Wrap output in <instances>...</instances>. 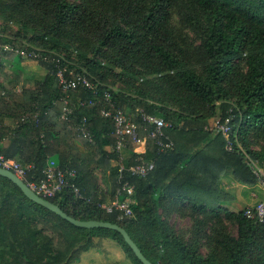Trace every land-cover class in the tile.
I'll list each match as a JSON object with an SVG mask.
<instances>
[{
	"label": "trees",
	"instance_id": "1",
	"mask_svg": "<svg viewBox=\"0 0 264 264\" xmlns=\"http://www.w3.org/2000/svg\"><path fill=\"white\" fill-rule=\"evenodd\" d=\"M0 16L21 24L16 29L0 23L2 44L40 54L33 59L0 49V154L34 163L37 177L51 158L76 171L70 186L46 199L77 219L123 226L154 264H264V222L248 217L245 208L225 206L233 198L222 183L228 170L240 183H259L244 150L264 167V146L250 147L252 132L264 139V0H0ZM176 17L200 40V69L179 43L185 37ZM67 28L95 32L92 56L79 52L72 59L59 52L57 39ZM117 47L140 61L139 73L165 79L164 98L145 90L134 96L109 84L112 70L97 58L109 59ZM8 57L10 67L4 65ZM25 58L47 69L43 79H25ZM56 58L98 82L97 95L82 86L67 92L73 109L68 120L62 118L67 93L56 76ZM106 90L147 139L143 157L155 168L145 177L126 171L119 179L115 122L102 114L110 107ZM141 110L169 123L164 131L174 142L171 150H158L148 136L154 125ZM229 112L233 150L222 133L207 128ZM6 117L13 123L6 124ZM84 120L93 142L78 129ZM136 145L125 141V166L136 164ZM123 181L134 186V214L120 218L99 204L108 202ZM172 214L189 217L190 230H178ZM96 239L115 240L133 264H144L119 231L76 226L0 174V264H74L87 250L102 248Z\"/></svg>",
	"mask_w": 264,
	"mask_h": 264
},
{
	"label": "built area",
	"instance_id": "2",
	"mask_svg": "<svg viewBox=\"0 0 264 264\" xmlns=\"http://www.w3.org/2000/svg\"><path fill=\"white\" fill-rule=\"evenodd\" d=\"M0 49L17 52L23 57L33 59H38L40 57V54L35 50L19 49L10 44H2L1 42ZM56 62V76L62 89L66 93L72 89H77L80 86L92 90L94 95L99 93L98 82L96 80H92V78L84 72H76L73 69H69L67 65L62 63L61 58H56ZM69 95L70 94L67 93L66 96L62 98L65 103L62 118L66 120H68L73 113V109L70 106L71 101ZM105 99L109 102L110 107H103L102 114L112 117L115 122L118 150L120 151L121 148L125 146L126 140H130L137 144L136 147L144 143L147 139L146 137L142 138L140 136V127L137 122H135L131 115L124 109L118 108L115 105L111 93L107 90L105 91ZM80 104H85V100L80 101ZM141 113L143 114L145 121L154 125V129L148 133V136L155 139L158 150L160 152L169 149L171 150L174 147V142L166 137L164 131V129L169 126V123L163 117L146 114L143 110H141ZM233 120L234 115L232 112H229L225 116H219L216 118L213 123L207 127L212 131L222 133L226 137V147L228 150H233L234 148V139L232 137L235 132ZM87 122V120H84L80 123L78 129H80L83 137L87 138L90 142H93V135L88 131ZM136 147L135 152L138 154V157L135 158L136 164L125 166L123 161H119L120 180H124L126 171L133 176L145 177L155 168V162L153 160H146L143 157L146 150L137 151ZM243 153L245 161L258 176L259 183L264 189V167L261 166L257 160L252 158L248 152L244 150ZM0 166L14 171L28 186L45 198L57 195L64 188L70 186L72 184L71 180L76 177L75 170H65L61 168L53 158L49 159L48 164L43 169L42 176L40 177H37V175L32 173L35 168L34 163H23L17 159L5 157L1 154ZM133 190V185L123 181L114 196L110 197L108 202L99 205L108 213L118 211L120 218L131 217L134 214L132 208L133 198L131 197ZM75 191L78 195H81L77 188H75ZM245 214L250 218H256L260 222H264V198L257 201L253 206L247 207L245 209Z\"/></svg>",
	"mask_w": 264,
	"mask_h": 264
},
{
	"label": "rangeland",
	"instance_id": "3",
	"mask_svg": "<svg viewBox=\"0 0 264 264\" xmlns=\"http://www.w3.org/2000/svg\"><path fill=\"white\" fill-rule=\"evenodd\" d=\"M0 23L1 25L9 23L16 29H19V27H21V24L11 20L8 21L5 16H0ZM175 25L176 27L181 28L184 33L185 38L179 41V43H181L182 47L187 50L189 62L193 66L200 69L202 54L199 47V38L196 37L194 32L187 28H184L182 22L180 21V17L176 19ZM22 31L24 32V30ZM65 31V34L61 33L60 37L57 39L58 42L62 45V50H59L61 54L70 56V58L72 57V59L77 58L79 52H82V54H87L88 56L93 55V49L97 48L95 47V32L88 30L84 32L75 31L69 28L65 29ZM33 33L34 31L32 30L27 31V37H31ZM176 39L177 37L175 36L174 40ZM25 40L29 41L28 38H25ZM102 49L104 50V52H106L109 50V47L102 46ZM124 49L125 47L121 49L117 47L116 50H110L109 59H104L102 58V56H99L97 58L112 70L109 71L110 73L108 74L109 84L112 85L116 90L122 89L134 96H141L140 91L145 90V93L147 94L155 92L153 94H157L160 97L164 98V96H166V93L161 92L160 90L164 88L162 86H164L165 79L158 80V78H155V75L139 73L142 71V64L134 56L132 57L128 54L125 55V52H122V50ZM98 50L100 51V49ZM24 62H27L26 64L31 67L30 73L32 75L31 78H33L31 79L32 82H34V78H44L47 73V69L41 67L38 61L25 58ZM146 79H148V81H146ZM219 115L220 114L218 113L217 116ZM215 119H213V121ZM250 140V147L254 150L259 151L264 146V139L258 138L257 135L253 132L250 136ZM120 154L121 156L119 157V161L126 162L129 151L123 150ZM117 162L118 161L116 160L114 161L115 164H117ZM109 186L110 184L108 185L107 189L109 188ZM252 190L257 194L255 197L250 193ZM242 192H245L246 194H244L245 197L244 199H242L241 204L238 205V207L241 209H246L249 206H253L257 201L264 198V189L260 183H257L255 185L247 184V187L244 188ZM170 222L174 224V226L178 228V230L183 232H187L188 230H190V227L192 225V221L189 217L182 216L180 214H172ZM232 230L235 231V227H232ZM95 242H101L102 248H91L87 250L80 256L79 259L75 261L74 264H133L131 260L126 257L123 249L115 240L104 239L103 241H99L98 239H96ZM203 251L205 252L206 249L203 248Z\"/></svg>",
	"mask_w": 264,
	"mask_h": 264
},
{
	"label": "water",
	"instance_id": "4",
	"mask_svg": "<svg viewBox=\"0 0 264 264\" xmlns=\"http://www.w3.org/2000/svg\"><path fill=\"white\" fill-rule=\"evenodd\" d=\"M0 174L3 176L8 177L11 179L14 183H16L22 191L33 201L45 206L46 208H49L50 210L56 212L63 218L67 219L71 223L75 224L76 226L80 227H105V228H111L119 231L125 238V240L128 242V244L131 246V248L134 250L137 257L144 263V264H154L152 261H150L142 252L140 247L137 245V243L132 239L128 231L121 225L117 223H113L111 221H104V220H81L77 219L73 216H70L67 214L62 208L55 204L54 202L46 199L45 197H42L37 192H35L30 186L26 184V182L20 178L14 171L3 168L0 166Z\"/></svg>",
	"mask_w": 264,
	"mask_h": 264
},
{
	"label": "crops",
	"instance_id": "5",
	"mask_svg": "<svg viewBox=\"0 0 264 264\" xmlns=\"http://www.w3.org/2000/svg\"><path fill=\"white\" fill-rule=\"evenodd\" d=\"M27 62H22V66L24 68V75H25V79H30V77H32L31 73H30V69L31 67L26 64ZM13 64V59L11 57H8V58H5L4 60V65L10 67L12 66ZM6 124H11L13 123V121L9 118V117H6L5 120ZM146 143H147V140L142 143L141 145L137 146L136 147V150L138 151H143V150H146ZM128 148L127 147H123L121 148L120 150V153L123 151V150H127ZM121 156V154H120ZM127 160V158H126ZM227 182V183H226ZM222 183H223V188L226 189V191H228L230 194H231V197L233 198L232 201H228L225 203V206L229 207L230 209H233V210H240L241 208L238 207V205L241 204L242 202V199H244V194H246L245 192H242L244 190V188L247 187L246 184H243V183H240L238 182L232 175L231 171L228 170V171H224L223 173V179H222ZM108 185V184H107ZM108 186H106V189H107ZM241 188V189H240ZM234 191H233V190ZM247 192V191H246ZM252 194V196L255 197V195H257L256 193H254V191L252 190L250 192ZM247 205V204H246Z\"/></svg>",
	"mask_w": 264,
	"mask_h": 264
}]
</instances>
